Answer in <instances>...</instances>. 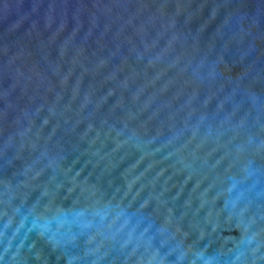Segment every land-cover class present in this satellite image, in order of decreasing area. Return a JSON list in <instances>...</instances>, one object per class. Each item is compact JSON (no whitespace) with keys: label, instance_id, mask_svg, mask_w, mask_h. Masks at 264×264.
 I'll return each mask as SVG.
<instances>
[{"label":"water","instance_id":"obj_1","mask_svg":"<svg viewBox=\"0 0 264 264\" xmlns=\"http://www.w3.org/2000/svg\"><path fill=\"white\" fill-rule=\"evenodd\" d=\"M0 264H264V0H0Z\"/></svg>","mask_w":264,"mask_h":264}]
</instances>
